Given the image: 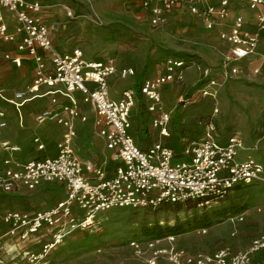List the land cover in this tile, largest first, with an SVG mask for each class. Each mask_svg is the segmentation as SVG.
I'll return each instance as SVG.
<instances>
[{"label": "built area", "instance_id": "1", "mask_svg": "<svg viewBox=\"0 0 264 264\" xmlns=\"http://www.w3.org/2000/svg\"><path fill=\"white\" fill-rule=\"evenodd\" d=\"M154 26L164 21V14L172 9L185 7L199 16L207 29L226 18L230 0L209 3L206 0H137ZM249 8L264 5V0H249ZM46 5L40 0H0V39L15 42L18 51L35 62L30 97L19 91L8 102L19 106L34 97L41 86L51 88L49 93L60 94L65 103L58 109H44L34 119L63 127L53 155L19 163L4 153L19 149L7 140H0V191L13 193L19 187L33 190L42 183L61 185L65 196L52 206L36 210L7 211L2 220L7 231L0 236L15 237L22 241L40 243L38 249L23 250L21 264H49V254L74 232L88 227L93 217L102 211L132 209L151 213L164 203H195L209 207L239 186L264 183V161L252 154L240 158L242 143L237 134L224 141L207 137L185 143L176 152L162 139L152 142L145 149L139 147L132 134L130 115L136 92L127 88L118 99L109 95L112 76L126 79L135 75L132 67L119 64L115 58L89 60L79 47L59 52L53 47L51 29L43 18ZM72 16V11L67 10ZM264 22V15L258 16ZM220 38L230 44V51L222 56L218 65L204 63L187 55H167L163 72L144 78L135 87L148 102V110L155 113L153 126L159 136L169 137L170 113L162 103L161 88L172 82H182L185 71L198 72L195 80L197 92L205 98L216 99L223 85L239 71L237 63L253 54L258 46V34L245 27L243 18L236 17L227 32ZM5 58H11L8 54ZM20 65L19 57L11 59ZM90 105L95 112L97 133L116 162L110 173L95 161H84L74 151L77 136L75 120L85 122L78 98ZM2 96L0 91V97ZM58 102L56 97L51 103ZM217 112V109H214ZM4 117L0 109V118ZM5 122L1 121L0 126ZM209 132L215 130L212 118L207 122ZM39 150L44 148L34 139ZM264 214V202L256 207ZM244 213L235 218L242 219ZM202 232H206L202 229ZM49 236L48 240L39 239ZM172 241L174 236L165 238ZM159 239L157 242H159ZM135 245V242L131 243ZM264 251V231L253 237L246 248L235 250L229 246L214 252L197 253L181 258L183 252H171L175 264H258L257 253ZM149 264H155L151 259Z\"/></svg>", "mask_w": 264, "mask_h": 264}, {"label": "rangeland", "instance_id": "2", "mask_svg": "<svg viewBox=\"0 0 264 264\" xmlns=\"http://www.w3.org/2000/svg\"><path fill=\"white\" fill-rule=\"evenodd\" d=\"M42 1L60 50L81 47L90 59L114 56L123 65L133 67L138 72L137 79L160 73L166 53L201 57L211 65H218L225 54L226 47L218 34L206 29L199 17L187 10L171 11L164 23L154 26L134 0ZM67 10L72 11V16L67 15ZM60 17L63 22H56L55 19ZM257 26V54L241 65L239 74L220 88L217 99L205 98L197 92L194 72L188 73L182 82L164 86L161 96L164 108L170 113L169 137L159 136L154 128L155 113L148 110L149 102L134 87V79L121 80L125 83L123 89L130 88L136 92L130 115L131 132L136 144L146 148L162 139L178 152L190 141L207 137L224 140L238 134L243 149H255L264 160V22ZM210 57L215 60L211 61ZM260 63L262 65L257 70ZM32 80L31 68H15L5 59H0V89L4 92L25 89ZM115 81L112 79L113 84ZM214 107L218 108L216 114ZM212 114L215 130L209 132L207 122ZM93 118H90V123ZM92 134L91 129L80 134L82 151L87 147L95 148ZM98 145L102 146L101 140ZM96 151L100 156L105 155L99 149ZM36 202L37 208L47 207V195L36 197ZM262 202L264 183L259 182L234 188L229 195L209 207H198L189 202L180 204L178 209L164 208L162 204L151 213L132 209L102 211L93 217L88 227L74 232L54 247L49 254V264H149L151 259L155 264H175L170 260L171 252L181 251V258H184L214 252L226 246L243 249L253 237L264 231V214L256 210ZM231 203L245 205L242 219L235 218L237 214L222 218L213 215L214 222L204 233L202 229H193L174 236L172 241L166 240V236L157 242L159 239L147 238L141 232L145 224L172 226L191 220L194 215L214 214ZM48 237L43 236L39 240L45 242ZM133 242L135 245L131 244ZM39 244L19 240L21 249L9 255L3 263L21 264L23 250L35 251ZM255 259L258 264H264V251L257 253Z\"/></svg>", "mask_w": 264, "mask_h": 264}, {"label": "crops", "instance_id": "3", "mask_svg": "<svg viewBox=\"0 0 264 264\" xmlns=\"http://www.w3.org/2000/svg\"><path fill=\"white\" fill-rule=\"evenodd\" d=\"M40 1L43 2L42 0H40ZM134 1L139 5L137 0H134ZM206 1L209 3H213V2H217L218 0H206ZM230 2H231V4H230V8H229L228 15L226 16V18L219 21L218 23L215 24V26L212 29H208V30H210L211 32H216L219 36V34L221 32L229 31V28H230L233 20L236 17L240 16L243 18V21L245 23V27L248 30L257 32V29H258L257 24H259L258 16L264 15V5H261L255 9H251V8H249V5H248L249 0H230ZM180 9L189 11L185 7L172 9L170 11L165 12L164 21L166 20V16L168 15V13H170L171 11L180 10ZM143 14L147 17V19L150 23V18H149L148 13L145 10H143ZM43 18L48 23V25L50 26L53 47L57 51L66 52V51L71 50L72 48H75V47H72L69 49L60 50L57 47L55 39H54L53 27L51 26L50 22L46 18L44 12H43ZM199 19H200L201 23L204 25L202 19L200 17H199ZM55 20H56V22H63L64 19L62 17H60V18H56ZM254 22H256V23H254ZM204 27H205V25H204ZM220 40L224 44V47H226L225 54L228 53L230 51V48H231L230 44H228L227 42H225L221 38H220ZM258 47H259V42H258V46H257V48L253 54L245 57L242 61L237 63L239 69H240L241 65H243L245 62L249 61L251 58H253L252 56L257 54ZM61 48H63V47H61ZM79 48H81V47H79ZM83 52H84L87 59L99 60V59H90L87 57V54L84 50H83ZM6 54H8L11 58H5ZM170 54H172V55H185V54H178L176 52H170L168 54L166 53L164 55L163 61L161 63V68H160L161 72L154 75V76H151V77H155L157 75H160L163 72V62H164L165 56L170 55ZM186 55L191 56L188 54H186ZM15 57L20 58V60H21L20 65H16L14 62H12L11 59L15 58ZM110 57L115 58L119 64L123 65L121 63V61L119 59H117L116 57H114V56H110ZM192 57H194V56H192ZM106 58H108V57H106ZM106 58H104V59H106ZM196 58L200 59L204 63H207L201 57L200 58L196 57ZM0 59H3V60L5 59V61L11 63L15 68H20L23 66L29 67L32 69V74L34 75L35 62L33 61V59L31 57L27 56L25 53L18 51L16 48L15 42L3 41L2 39H0ZM209 59L211 61L215 60V58H212V57H210ZM100 60H103V59H100ZM263 61H264V59L262 58V63H263ZM260 62H261V58H260ZM262 63L258 64L259 67H257V70L261 67ZM207 64H209V63H207ZM123 66H126V65H123ZM127 67H130V66H127ZM190 72H194L196 75V78H197L198 72L193 68H189L185 71L184 80L186 79L188 73H190ZM238 74H239V71L235 76H237ZM138 76L139 75H138V72L136 70H135L134 76L128 77L126 79H120L117 76H112L110 78V81H109V95H110V97H112L114 99H118L120 97L121 92L124 90L123 87L125 86V83L121 80H128L130 78H133L134 79L133 84H134V87H136L139 80L141 81L142 79H144V78L137 79ZM146 78H149V77H146ZM112 79H116L114 84L112 83ZM31 85H32V82L29 83V86L27 88L15 90L11 93H9V92L6 93L2 89H0L1 94H2V96L0 97V109L3 110V112H4V117L0 118V122L1 121L5 122L4 126H0V140H7L11 144L19 147V149L14 151V152H11V153L5 152L4 156H10L14 161H17L19 163L26 162V161H29L32 159H37V158H40L44 155L55 154L56 143L61 138V135H62L63 130H64L62 126H60L56 123L49 122V121H46L43 123H38L34 119V116L38 112H40L41 110L58 109V108H60V105L62 103H65V98L62 95L57 94V93L56 94L49 93V91H51L50 87L41 86L38 90V93L36 95H34V97L26 100L24 103H22L19 106L15 105L14 103H10L5 99V98L13 99L15 93H17L19 91L25 92L26 96L30 97L32 94L29 93L28 91H29V88ZM163 89H164V86L161 88V92H163ZM75 96L78 98L80 108H81L83 114H85L87 116V120L85 122H82L80 120H75L74 124H75L76 130H77V136L74 140V151L80 159H82L84 161H95L96 163H98L100 165L102 164L104 166V168L107 170V172L110 173L112 171V169L114 168L116 162H114L111 159V152L108 149H106L104 140L97 133V128L94 124L95 112L90 105L83 103L81 101V96L79 93H75ZM52 97H56L58 99V102L55 104H52L51 103ZM44 98H47V100L42 101V99H44ZM208 99H211V98H208ZM85 107L90 108L92 110V112H91V110L86 109ZM215 108L217 109V112H218L217 107L213 108V112H214ZM217 112H214V114H216ZM214 114H212V116H211V118L213 120H214ZM92 116H94V118H93V121L90 123V121H91L90 118ZM88 129H91L93 131L91 139L95 144V148L91 149V148L87 147L84 149V151H82L81 150V144L79 141L80 140V134L83 132H86ZM245 133L246 132L243 133L244 136H245ZM131 134H132V132H131ZM95 136L98 139L97 138L95 139ZM35 138H38L39 141L43 143L44 148L42 150H39L37 148V145L34 142ZM239 138H240V136H239ZM55 140H56V142H55ZM99 140H101V142H102V146H101L102 148L100 147V145H98ZM224 140H220V141H224ZM96 147H99V148H96ZM96 149H99V152H104L105 155L100 156V154L96 151ZM143 149H145V148H143ZM33 154H35V156H31ZM247 154H252L255 157L261 159L258 156V153L255 151V149L249 148V150L246 151L243 149V146H242L241 151H240V158H244ZM261 160H263V159H261ZM43 194L47 195V203L48 204H47V207H45V208L52 206L53 204L56 203V201L60 200L61 198H63L65 196L63 187L61 185H58L55 183H42L41 185H39L38 187H36L33 190H28L24 187H19L13 193H4V192L0 191V236H2L8 229L7 225L2 220V216L7 211H11V210L36 211V210L45 209V208H37L36 207V206H38V203L36 202V197H40V195H43ZM14 243H16V245ZM19 248H20L19 247V240L17 238L10 237V236H4L2 239V243L0 245V264H4L3 261L9 255H11L12 253L19 250Z\"/></svg>", "mask_w": 264, "mask_h": 264}, {"label": "trees", "instance_id": "4", "mask_svg": "<svg viewBox=\"0 0 264 264\" xmlns=\"http://www.w3.org/2000/svg\"><path fill=\"white\" fill-rule=\"evenodd\" d=\"M237 188V187H236ZM164 208H180L181 205L177 203H164ZM245 209V205L231 203L228 207L218 209L211 213H203L201 215H194L191 220H186L183 223H175L172 226H162L158 223L152 225L145 224L141 227L143 236L150 239H161L166 236H177L184 234L193 229H206L210 228L213 224V215L219 218L225 217L228 214L236 215L241 213Z\"/></svg>", "mask_w": 264, "mask_h": 264}]
</instances>
